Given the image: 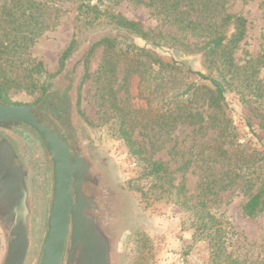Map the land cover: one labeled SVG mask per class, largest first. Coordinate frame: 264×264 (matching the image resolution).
<instances>
[{"label":"rangeland","instance_id":"obj_1","mask_svg":"<svg viewBox=\"0 0 264 264\" xmlns=\"http://www.w3.org/2000/svg\"><path fill=\"white\" fill-rule=\"evenodd\" d=\"M79 1L0 0V51L1 44L9 46L0 57V88L6 103L37 105L45 96V85L51 86L62 71L70 73L73 62L86 56L77 80L79 123L145 216L144 228L127 244L125 264H219L215 243L195 237L192 226L197 223L203 193L208 210L224 228L227 254L247 264H264V214L253 219L243 214L258 183L254 179L249 183L251 172L257 170L264 178V101L254 90L257 86L264 91V64H254L259 73L250 89L239 82L227 87L228 137L224 141L220 130L209 124L211 111L202 97V86L210 85L209 81L188 75L186 70L173 73L162 68L148 54L139 53L134 44L123 41L120 33L92 37V45L69 59L66 68L61 65L64 51L74 44L71 56L88 30L118 28L111 15L140 24L155 43L178 50L194 71L209 75L204 39L177 33L164 16L141 3L93 0L102 11L94 20L93 14L79 15ZM262 1L234 0L226 5L227 13L247 20L246 38L234 54L238 66L259 56L264 61ZM7 12L18 20L31 15L47 24L34 29L38 34L33 43L18 44L20 39L9 37ZM108 38L115 40L114 46L105 42ZM155 53L169 63V53ZM185 91L189 92L179 95ZM192 99L194 102L189 101ZM177 107H186V112ZM188 113L200 114V118H180ZM27 131L17 126L3 129L11 155L17 153L20 158L19 148L30 150ZM230 146L234 153L222 156L220 149ZM154 163L161 165L160 173L155 172ZM34 211L35 216L40 215L39 210Z\"/></svg>","mask_w":264,"mask_h":264},{"label":"flooded vegetation","instance_id":"obj_2","mask_svg":"<svg viewBox=\"0 0 264 264\" xmlns=\"http://www.w3.org/2000/svg\"><path fill=\"white\" fill-rule=\"evenodd\" d=\"M82 60L81 57L73 62L69 75L62 71L60 78L50 83L51 92L63 94L71 88L69 112L59 120V124L82 162V179L79 189L75 188V202L83 235L90 244L86 247L74 237L75 220L72 221L64 264H125L127 244L144 228L145 216L124 188L114 167L96 151L79 123L77 80L83 66ZM68 61L69 57L65 61V68ZM15 126L28 130L25 135L30 150L19 148L20 158L17 153L10 154L2 133L3 129ZM23 152L26 157L22 156ZM1 168H7L15 175L21 193L15 200L0 178V264H6L10 232L19 218L27 236L23 264H34L42 255L51 202L52 162L48 149L41 137L25 125L0 126ZM36 172L39 173L38 177ZM35 209L39 210L40 215H34Z\"/></svg>","mask_w":264,"mask_h":264},{"label":"trees","instance_id":"obj_3","mask_svg":"<svg viewBox=\"0 0 264 264\" xmlns=\"http://www.w3.org/2000/svg\"><path fill=\"white\" fill-rule=\"evenodd\" d=\"M131 2L141 3L144 6L154 9L157 14L164 16V21L170 27H175L177 33H182L183 35L189 34L197 36L204 39L203 52L205 60L208 63V69L210 70L209 75H204L203 73L196 72L192 67L183 60L179 54L178 50L174 48H167L159 43H155L149 35L143 31L140 24L136 22L129 21L122 17L121 15H111L112 23L120 29L127 30L130 34H138L141 38L148 41V44L152 45L154 49L164 48L166 51L164 53H169L168 61L169 63H164L160 58L156 57V53L147 49H137L131 46L132 49L138 50L139 53L148 54L151 56L155 63H159L162 68L170 69L175 72L185 73L188 75H196L203 81H209L210 85H203L202 90H204L202 97L205 105L208 108V112L211 111L208 117L209 124L214 128L220 130V134L224 141L227 140L228 134L226 130L228 129V120L226 112L228 109L226 92L228 86H233L236 82L241 83L247 90L253 86V81L259 73V68L254 66V64H264L262 57L251 60L244 66H238L235 63V52L239 48L240 44L245 40L247 34V20L238 15H233L227 13L226 5L228 1L234 0H130ZM79 15L89 16L93 14L94 20L98 19L102 11L97 5H93V0H81L79 1ZM32 7V6H31ZM261 7L264 8V0L261 3ZM197 15L193 18L191 14ZM8 19L6 20L7 26L10 29L9 37H14V40L20 39L18 44H29L33 43L36 39L35 35L38 33L34 32V29L40 28V23L46 26V21H39V18H33L31 15L28 19L23 18V20L16 19L12 13L6 14ZM86 20V19H85ZM86 22V21H85ZM21 33V34H19ZM40 35V34H39ZM38 35V36H39ZM7 37V35H5ZM11 38V39H12ZM105 42L109 46H114L115 40L112 38L105 39ZM16 44L12 42L11 45ZM19 46V45H17ZM3 50L0 51V57L7 52L9 46L1 44ZM74 44H71L63 53L61 57V65L64 67L65 61L72 52ZM154 54V55H153ZM253 63V67L248 66ZM251 69H250V68ZM111 70V69H110ZM114 70V69H112ZM42 72V69L41 71ZM142 71H137L140 76H143ZM252 81V82H251ZM252 84V85H251ZM50 85H45V94L51 92L49 90ZM189 90V89H188ZM256 91V97L264 101V91L257 86L254 88ZM3 89L0 88V102H7ZM189 91H185V95ZM194 102V99L189 100ZM186 107H177L176 110H183ZM186 112V109L184 110ZM200 114L188 113L187 115H182L180 118H185L188 121L199 117ZM200 118V117H199ZM184 121V122H185ZM126 141L132 146V140L128 137L125 138ZM222 156H230L234 153V147L230 146L227 149H220ZM155 172H161V165L154 163ZM262 173L257 170L251 172V181H258L256 192L250 196L249 200L243 207V214L248 218H256L257 216L264 214V178L262 179ZM264 176V175H263ZM198 206L199 212L197 213V223H193V228L195 230V237L210 239L213 241L217 247V256L219 258V264H247L246 261H241L239 259H234L231 254H227L225 249V231L224 228L218 226V220L211 214L208 210V202L203 200L202 197L206 196L205 193L200 194ZM191 209L192 206H189ZM195 215V216H197ZM221 223V222H219Z\"/></svg>","mask_w":264,"mask_h":264},{"label":"water","instance_id":"obj_4","mask_svg":"<svg viewBox=\"0 0 264 264\" xmlns=\"http://www.w3.org/2000/svg\"><path fill=\"white\" fill-rule=\"evenodd\" d=\"M107 32L120 33L123 41L132 43L139 49L154 50L157 53L166 51L164 48L154 49L138 34H130L127 30L120 28L103 26L88 30L86 37L81 41L82 45L69 56V59L71 60L85 46L92 45V37ZM85 61L86 56L81 61L83 66L78 79L82 76L81 71L85 66ZM70 91L71 88L63 94L59 91L49 92L37 105H12L0 102V126L21 124L34 130L48 149L52 162V193L46 235L41 258L37 259L34 264H64L74 220V237L86 247L90 246L83 235L79 209L75 202V188L79 189L82 179V162L59 124V120L69 112ZM0 178L7 191L17 200L21 191L15 175L7 168H1ZM9 241L10 249L6 264H23L27 250V236L20 218L10 232Z\"/></svg>","mask_w":264,"mask_h":264}]
</instances>
